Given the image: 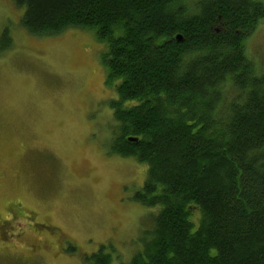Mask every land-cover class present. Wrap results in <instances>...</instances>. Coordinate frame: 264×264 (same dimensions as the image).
Wrapping results in <instances>:
<instances>
[{"label":"trees","instance_id":"trees-1","mask_svg":"<svg viewBox=\"0 0 264 264\" xmlns=\"http://www.w3.org/2000/svg\"><path fill=\"white\" fill-rule=\"evenodd\" d=\"M10 1L32 35L86 29L105 46L110 153L146 165L132 200L151 227L128 264H264V72L244 52L264 3ZM84 261L112 264L102 249Z\"/></svg>","mask_w":264,"mask_h":264},{"label":"rangeland","instance_id":"rangeland-1","mask_svg":"<svg viewBox=\"0 0 264 264\" xmlns=\"http://www.w3.org/2000/svg\"><path fill=\"white\" fill-rule=\"evenodd\" d=\"M22 13L0 0V264H84L100 249L128 264L151 227L132 200L146 165L110 153L105 46L86 29L32 35ZM244 52L264 72V18Z\"/></svg>","mask_w":264,"mask_h":264},{"label":"water","instance_id":"water-1","mask_svg":"<svg viewBox=\"0 0 264 264\" xmlns=\"http://www.w3.org/2000/svg\"><path fill=\"white\" fill-rule=\"evenodd\" d=\"M176 39H177V40H180L181 38H180V36H179V35H177ZM133 140H134V139H133Z\"/></svg>","mask_w":264,"mask_h":264}]
</instances>
